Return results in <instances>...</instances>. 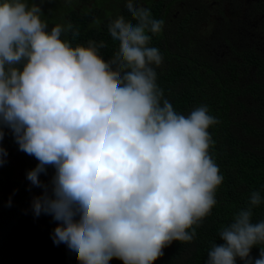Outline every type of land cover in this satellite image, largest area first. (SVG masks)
<instances>
[{
  "label": "clouds",
  "instance_id": "9594fccd",
  "mask_svg": "<svg viewBox=\"0 0 264 264\" xmlns=\"http://www.w3.org/2000/svg\"><path fill=\"white\" fill-rule=\"evenodd\" d=\"M44 2L0 0V167L8 129L18 150L38 161L26 173L43 189L33 215L59 222L53 243L79 264H154L174 241L192 242L218 203L224 177L209 129L220 121L207 105L182 114L164 97L155 70L164 58L150 44L165 21L137 0L126 3L131 20L108 24L118 50L107 60L103 41L72 43L79 31L71 23L49 30ZM49 167L46 184L40 176ZM262 200L253 191L220 228L223 243L212 244L206 264H264V247L251 255L264 245V220L253 222Z\"/></svg>",
  "mask_w": 264,
  "mask_h": 264
},
{
  "label": "trees",
  "instance_id": "16d2710c",
  "mask_svg": "<svg viewBox=\"0 0 264 264\" xmlns=\"http://www.w3.org/2000/svg\"><path fill=\"white\" fill-rule=\"evenodd\" d=\"M60 1L59 24L71 23L73 31H79L74 39L69 34L72 43L86 46L89 40L103 41L106 47L100 49L101 55L106 60L112 58L118 41L111 38L108 24L120 15L132 19L127 0H107L104 8L112 9L109 14L93 7V0H81L87 9L81 8L78 0ZM137 3L150 9L153 18L165 21L150 44L159 48L164 58L155 69L164 97L182 114L207 105L209 114L220 121L209 129L215 141L210 155L224 177L217 190V205L200 226H194V240L174 241L154 264H206L212 244L223 243L220 228L248 206L253 191L264 197V0H223L216 5L196 1L193 6L185 0ZM176 10L179 13L174 16ZM41 18L49 30L56 25L52 12ZM252 75L255 77L244 79ZM249 96L253 103L247 101ZM233 104L245 116L232 111ZM250 114L252 121L261 124L249 121L246 116ZM249 135L256 142L248 141ZM2 144L8 156L0 167V264H79L65 244L53 243L52 233L59 222L51 215L35 217L32 213V199L43 189L31 186L26 173L38 161L18 150L8 129ZM53 174L49 167L40 179L47 184ZM253 212V222L264 220V200ZM261 247L264 245L253 247L251 255L258 258ZM109 264L123 261L113 258ZM237 264L243 262L238 258Z\"/></svg>",
  "mask_w": 264,
  "mask_h": 264
},
{
  "label": "rangeland",
  "instance_id": "374dc122",
  "mask_svg": "<svg viewBox=\"0 0 264 264\" xmlns=\"http://www.w3.org/2000/svg\"><path fill=\"white\" fill-rule=\"evenodd\" d=\"M76 1V0H75ZM107 0H93V7H98L100 9L103 10V14L104 12L106 14H109V12L112 10L110 8H104V3L106 2ZM148 2H150L151 0H147ZM197 0H187L186 2L190 4V6H193L192 4H195ZM40 0H28V3L31 4V3H39ZM78 2H80V5H81V8L83 9H87V7L85 5L82 4L81 0H78ZM77 3V2H76ZM78 4V3H77ZM43 13H51L52 14H55V24H59V20H60V15H61V9H62V4H61V1L60 0H45V2L43 3ZM46 9V10H45ZM255 75H252L250 77H245L244 79H252L254 78ZM246 81L244 80V83ZM247 83V82H246ZM249 98L247 99V101L249 102ZM237 110V114H240L241 116H245L244 113L240 112L238 110V107L236 105L233 104L232 106V111L233 110ZM247 119L251 122L254 123V125H260L261 123H258L257 121H252V115H247L246 116ZM263 125V124H262ZM248 141L250 142H256V138L249 135V138H248Z\"/></svg>",
  "mask_w": 264,
  "mask_h": 264
},
{
  "label": "flooded vegetation",
  "instance_id": "af4514ba",
  "mask_svg": "<svg viewBox=\"0 0 264 264\" xmlns=\"http://www.w3.org/2000/svg\"><path fill=\"white\" fill-rule=\"evenodd\" d=\"M187 0H185L186 2ZM206 2V1H209L210 3L216 5V4H221L223 0H197V2ZM181 3H184V1H182ZM189 5V4H187ZM193 5V4H192ZM196 7V6H195ZM179 10H176V13L174 14V16H176L179 12Z\"/></svg>",
  "mask_w": 264,
  "mask_h": 264
}]
</instances>
